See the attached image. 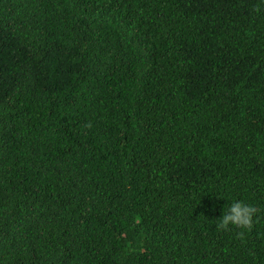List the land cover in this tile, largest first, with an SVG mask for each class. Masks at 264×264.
Listing matches in <instances>:
<instances>
[{"label": "trees", "instance_id": "obj_1", "mask_svg": "<svg viewBox=\"0 0 264 264\" xmlns=\"http://www.w3.org/2000/svg\"><path fill=\"white\" fill-rule=\"evenodd\" d=\"M0 264H264V0H0Z\"/></svg>", "mask_w": 264, "mask_h": 264}, {"label": "clouds", "instance_id": "obj_2", "mask_svg": "<svg viewBox=\"0 0 264 264\" xmlns=\"http://www.w3.org/2000/svg\"><path fill=\"white\" fill-rule=\"evenodd\" d=\"M256 213L257 209L253 205L235 200L224 208L221 218L216 220L215 227L220 232L238 230L237 235L242 238L252 229Z\"/></svg>", "mask_w": 264, "mask_h": 264}]
</instances>
